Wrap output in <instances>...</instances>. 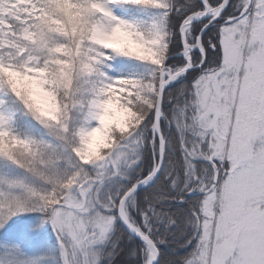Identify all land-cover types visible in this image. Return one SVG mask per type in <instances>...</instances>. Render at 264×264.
Returning a JSON list of instances; mask_svg holds the SVG:
<instances>
[{"label": "snow or ice", "instance_id": "6c2138e0", "mask_svg": "<svg viewBox=\"0 0 264 264\" xmlns=\"http://www.w3.org/2000/svg\"><path fill=\"white\" fill-rule=\"evenodd\" d=\"M118 259L264 264V0H0V264Z\"/></svg>", "mask_w": 264, "mask_h": 264}, {"label": "trees", "instance_id": "16d2710c", "mask_svg": "<svg viewBox=\"0 0 264 264\" xmlns=\"http://www.w3.org/2000/svg\"><path fill=\"white\" fill-rule=\"evenodd\" d=\"M181 231H182V226L180 225V223L178 221L177 226H175L172 229V234L169 236V239L172 242V245H173V248H175V251L180 252L181 255H184V253H183L184 249L177 246V242L181 241L183 239V237L181 235ZM161 248H162V251L165 253L164 259L171 261V259H172L171 253L173 251V248H168V247H165L163 245L161 246ZM189 251H190V249H189ZM116 264H120L119 259L117 260Z\"/></svg>", "mask_w": 264, "mask_h": 264}]
</instances>
